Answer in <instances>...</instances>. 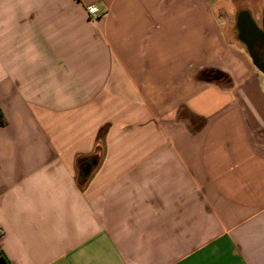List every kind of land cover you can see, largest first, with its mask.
Instances as JSON below:
<instances>
[{
  "label": "crops",
  "instance_id": "obj_1",
  "mask_svg": "<svg viewBox=\"0 0 264 264\" xmlns=\"http://www.w3.org/2000/svg\"><path fill=\"white\" fill-rule=\"evenodd\" d=\"M242 14L264 35V0H0L9 264H264Z\"/></svg>",
  "mask_w": 264,
  "mask_h": 264
},
{
  "label": "flooded vegetation",
  "instance_id": "obj_2",
  "mask_svg": "<svg viewBox=\"0 0 264 264\" xmlns=\"http://www.w3.org/2000/svg\"><path fill=\"white\" fill-rule=\"evenodd\" d=\"M251 21L245 14L240 15L237 18V25L241 30V38L247 43L250 51L255 56L256 61L264 62V36L258 35L250 29ZM261 33V32H260Z\"/></svg>",
  "mask_w": 264,
  "mask_h": 264
},
{
  "label": "built area",
  "instance_id": "obj_3",
  "mask_svg": "<svg viewBox=\"0 0 264 264\" xmlns=\"http://www.w3.org/2000/svg\"><path fill=\"white\" fill-rule=\"evenodd\" d=\"M87 14H88L89 18L92 20H98L100 18V15H99L97 9H95L94 7H88Z\"/></svg>",
  "mask_w": 264,
  "mask_h": 264
},
{
  "label": "rangeland",
  "instance_id": "obj_4",
  "mask_svg": "<svg viewBox=\"0 0 264 264\" xmlns=\"http://www.w3.org/2000/svg\"><path fill=\"white\" fill-rule=\"evenodd\" d=\"M226 22L228 25H231L232 28L234 27V25H237L236 18L225 19V24Z\"/></svg>",
  "mask_w": 264,
  "mask_h": 264
},
{
  "label": "water",
  "instance_id": "obj_5",
  "mask_svg": "<svg viewBox=\"0 0 264 264\" xmlns=\"http://www.w3.org/2000/svg\"><path fill=\"white\" fill-rule=\"evenodd\" d=\"M250 29H251L253 32L257 33L258 35H262V36H264L262 33H260V31H258V30L254 27V25H253L252 23L250 24ZM261 67L264 69V65H262Z\"/></svg>",
  "mask_w": 264,
  "mask_h": 264
},
{
  "label": "trees",
  "instance_id": "obj_6",
  "mask_svg": "<svg viewBox=\"0 0 264 264\" xmlns=\"http://www.w3.org/2000/svg\"><path fill=\"white\" fill-rule=\"evenodd\" d=\"M0 124L4 125V122L1 120V117H0ZM0 262H3L5 264H9V262H7L6 259H4L1 255H0Z\"/></svg>",
  "mask_w": 264,
  "mask_h": 264
}]
</instances>
